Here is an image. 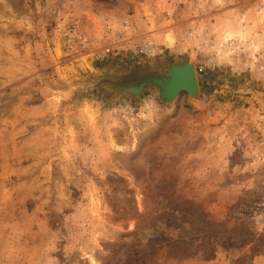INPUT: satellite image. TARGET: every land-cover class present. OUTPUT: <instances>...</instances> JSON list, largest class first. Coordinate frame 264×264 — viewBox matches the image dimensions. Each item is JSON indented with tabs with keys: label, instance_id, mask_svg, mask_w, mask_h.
Listing matches in <instances>:
<instances>
[{
	"label": "rangeland",
	"instance_id": "rangeland-1",
	"mask_svg": "<svg viewBox=\"0 0 264 264\" xmlns=\"http://www.w3.org/2000/svg\"><path fill=\"white\" fill-rule=\"evenodd\" d=\"M0 264H264V0H0Z\"/></svg>",
	"mask_w": 264,
	"mask_h": 264
},
{
	"label": "water",
	"instance_id": "water-1",
	"mask_svg": "<svg viewBox=\"0 0 264 264\" xmlns=\"http://www.w3.org/2000/svg\"><path fill=\"white\" fill-rule=\"evenodd\" d=\"M185 78L187 83H184ZM112 80L117 82L116 84H109L115 96L130 95L134 99L140 98L147 88H156L159 100L163 103L172 102L182 92L187 93L191 98H194L198 92L195 70L188 60L169 66L165 75L141 73V76H134L130 80L117 78Z\"/></svg>",
	"mask_w": 264,
	"mask_h": 264
},
{
	"label": "built area",
	"instance_id": "built-area-1",
	"mask_svg": "<svg viewBox=\"0 0 264 264\" xmlns=\"http://www.w3.org/2000/svg\"><path fill=\"white\" fill-rule=\"evenodd\" d=\"M130 21L128 19H125L123 21L120 22V34L121 35H125L127 32H129L128 28L130 26ZM111 29V26L108 27V30ZM82 39V43H81V49H84L86 47L85 42ZM153 47H152V43L149 40L144 39L143 40V44L139 47L138 49V53L140 54H146V55H150L153 52ZM108 51V50H107Z\"/></svg>",
	"mask_w": 264,
	"mask_h": 264
},
{
	"label": "bare ground",
	"instance_id": "bare-ground-1",
	"mask_svg": "<svg viewBox=\"0 0 264 264\" xmlns=\"http://www.w3.org/2000/svg\"><path fill=\"white\" fill-rule=\"evenodd\" d=\"M189 63H190V61H189ZM190 64H191V63H190ZM184 81H185L184 83H187V79H186V78L184 79Z\"/></svg>",
	"mask_w": 264,
	"mask_h": 264
}]
</instances>
